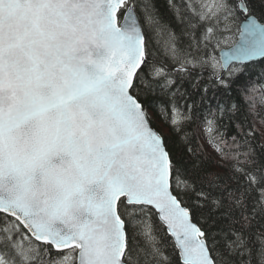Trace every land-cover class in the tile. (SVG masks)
Returning a JSON list of instances; mask_svg holds the SVG:
<instances>
[{
    "label": "snow or ice",
    "instance_id": "snow-or-ice-1",
    "mask_svg": "<svg viewBox=\"0 0 264 264\" xmlns=\"http://www.w3.org/2000/svg\"><path fill=\"white\" fill-rule=\"evenodd\" d=\"M168 9L179 34L154 0H0V264H264V72L230 98L264 0Z\"/></svg>",
    "mask_w": 264,
    "mask_h": 264
},
{
    "label": "trees",
    "instance_id": "trees-1",
    "mask_svg": "<svg viewBox=\"0 0 264 264\" xmlns=\"http://www.w3.org/2000/svg\"><path fill=\"white\" fill-rule=\"evenodd\" d=\"M154 4L162 20L170 24L172 29H174V31L177 34H179L183 26L177 22V20L173 17L172 12L169 11L168 0H154ZM242 20H243V16H241V21ZM260 22L264 23V19H261ZM164 38L165 37H161V42H163ZM185 43H187L186 40H185ZM245 68H246V73L236 77L235 82L232 84L230 98L236 101L241 100V93H240L241 86L246 85L250 83L251 81H255L257 74L264 72V60L247 64L245 65ZM196 71H199V70L197 69ZM192 74L193 76H195V72H193ZM183 88L187 90V92L190 94V99L188 100V103H191L193 100H195L197 104H200V90L199 89H194L187 79H185L183 83ZM209 96H212V92H209ZM216 98L220 100H224L228 98V94H226L225 91L221 89L220 91L216 93ZM181 103H183V101H181ZM209 103L214 108L216 105V99L210 100ZM207 107H208V104L201 105L200 111L201 112L205 111ZM244 111H245L244 106L243 104H241V112L238 114L237 119L244 114ZM151 116H152L153 126L159 132L165 135L166 138L175 139L176 133L173 132L172 128H170L169 125L164 122V120H162L155 113H151ZM248 121L250 123L252 122L251 116H248ZM185 127H187L190 130L189 135L193 140V147H196L198 145H203L205 154L213 156L214 160L217 159L212 153V149L205 139L204 133L202 131V124L200 122H197L195 124H188ZM231 131H232V128L229 127V132ZM261 131H264V129H261Z\"/></svg>",
    "mask_w": 264,
    "mask_h": 264
},
{
    "label": "rangeland",
    "instance_id": "rangeland-1",
    "mask_svg": "<svg viewBox=\"0 0 264 264\" xmlns=\"http://www.w3.org/2000/svg\"><path fill=\"white\" fill-rule=\"evenodd\" d=\"M238 33L239 30L234 28L233 32L231 33V39H229L227 43L222 44L220 48H217L213 54L218 57V52L220 50L231 47L236 42Z\"/></svg>",
    "mask_w": 264,
    "mask_h": 264
},
{
    "label": "water",
    "instance_id": "water-1",
    "mask_svg": "<svg viewBox=\"0 0 264 264\" xmlns=\"http://www.w3.org/2000/svg\"><path fill=\"white\" fill-rule=\"evenodd\" d=\"M240 40H241V37H240V33H239V34H238V37H237V41H236V43H235L234 45L239 44V43H240ZM231 48H232V47L227 48V49H222L221 51H219V53H218L219 57H220L221 55H223V53H225V52H230V51H231ZM261 60H264V58L257 57V58H255L254 61H245V62H244V65H247V64H250V63H255V62H258V61H261ZM233 64H234V65H239L237 62H233Z\"/></svg>",
    "mask_w": 264,
    "mask_h": 264
},
{
    "label": "bare ground",
    "instance_id": "bare-ground-1",
    "mask_svg": "<svg viewBox=\"0 0 264 264\" xmlns=\"http://www.w3.org/2000/svg\"><path fill=\"white\" fill-rule=\"evenodd\" d=\"M245 66V65H244Z\"/></svg>",
    "mask_w": 264,
    "mask_h": 264
}]
</instances>
